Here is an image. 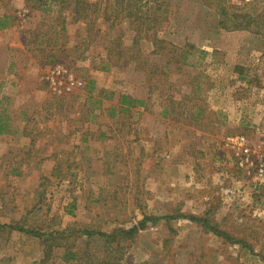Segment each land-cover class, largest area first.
I'll return each mask as SVG.
<instances>
[{
  "label": "rangeland",
  "instance_id": "374dc122",
  "mask_svg": "<svg viewBox=\"0 0 264 264\" xmlns=\"http://www.w3.org/2000/svg\"><path fill=\"white\" fill-rule=\"evenodd\" d=\"M118 1L0 0V20L10 17L0 29V117L11 130L0 135V221L110 232L145 211L159 221L124 254L100 237L69 242L99 260L110 251L116 264H264V218L230 205L239 180L264 211V182L234 163L226 140H264L228 110L238 100L249 118L251 106L261 112L252 69L264 67V40L221 29L218 14L224 5L256 16L264 0ZM157 21L158 31L137 34ZM156 35L173 47L153 53ZM122 95L146 104L120 113ZM208 211L233 242L187 219L160 220ZM0 239V264H80L61 260L63 251L45 261L47 246L22 233Z\"/></svg>",
  "mask_w": 264,
  "mask_h": 264
},
{
  "label": "trees",
  "instance_id": "16d2710c",
  "mask_svg": "<svg viewBox=\"0 0 264 264\" xmlns=\"http://www.w3.org/2000/svg\"><path fill=\"white\" fill-rule=\"evenodd\" d=\"M121 0L118 1V4H121ZM159 9H156L158 11ZM218 14L220 17L219 25L221 29L225 31H238V30H253L252 32L262 35L264 37V6L262 12L256 16L250 15L248 13H240L229 10L226 6L220 5L218 9ZM9 16L4 17L0 20V29H5L9 26L7 23L9 20ZM157 20L158 18H154ZM159 20V19H158ZM261 20V22H260ZM158 26L160 23L156 22V25L150 27H139L136 29L138 35H142L145 31L154 30V32L159 30ZM256 30V31H255ZM137 36L133 45L136 47L138 51H140L139 43L141 37ZM154 51L153 53H161L163 51H169L168 46H172L167 41L162 38H159L158 35L154 37L153 41ZM193 47V46H192ZM146 102L142 99L132 98L127 95H122L120 97V113H129L134 108L143 107ZM206 106H198L196 108L195 114L197 117L206 118ZM116 109L111 108L109 113L114 115L116 113ZM3 134H11V130L9 126L4 122V120L0 117V135ZM211 215V211L205 213L204 216H194V215H178V218H183L192 221L200 226L202 230H206L209 233L214 234L215 236L224 237L233 242L232 238L222 231L217 223H213L210 221L209 216ZM174 217L165 216L160 220H172ZM157 223L159 218H154L152 216H148L145 211H143V218L138 221L136 225L131 228H126L124 226L119 228H114L110 232H105L97 229L83 228L74 230L71 228L66 229H57V230H47L44 227L31 226L28 220L24 217H21L19 220H13L10 223H2L0 221V232L7 231L10 234L13 232L22 233L26 236L33 237L35 239L40 240L43 245H46V256L45 261H49L56 257L59 254V251H63L60 259L66 263H80V264H116L119 258H114L108 252L104 256L103 259L99 260L96 256L97 254H93L89 247L85 249H79L75 244H70L69 238L75 236L85 237L87 240L93 239L94 237H100L104 239V243L106 244V249H110L113 246L116 253H123L126 247H130L139 237V235L148 227L149 222ZM123 256V255H122ZM58 258V257H57Z\"/></svg>",
  "mask_w": 264,
  "mask_h": 264
},
{
  "label": "crops",
  "instance_id": "0c3cea01",
  "mask_svg": "<svg viewBox=\"0 0 264 264\" xmlns=\"http://www.w3.org/2000/svg\"><path fill=\"white\" fill-rule=\"evenodd\" d=\"M258 36H260V35H258ZM262 37L263 36H261L260 38L264 40V37L263 38ZM254 54L257 55L258 53L256 51H254ZM263 60H264V58H263ZM252 66H254V63L251 66H249V67H252ZM256 66L257 67H255L254 69H252V71H253L254 75L256 74V78H259V80L263 82L261 84H263L262 93H264V67L261 66V65L260 66L256 65ZM233 73H234L235 76L238 77V73H239L238 72V69L234 68ZM238 80H239V78H238ZM262 102H263V105H264V101H262ZM213 103H215V106H214L215 109H217V105H220V101H217V100L215 102H213ZM221 104H223V101H222ZM241 104H243V103H240L238 100L230 103V108L228 110L233 115L234 121H236L237 123H240L241 120H243V123L253 122V123L256 124V126H258V128H260V130H262L264 132V125L261 126V124H264V106H262L261 112L258 111L259 109H257V106H251L250 107L251 114H250V118H249L247 116L248 113L246 114V112H245V114H243L244 111H240V108L242 106ZM242 108L244 109V106ZM237 136L238 135H235V136H226L227 137L226 138L227 143L229 142L228 145H230V143H231L230 140L233 139V138H235V137H237ZM228 148H229V146H228ZM183 169H186L187 170L186 172H188V169L185 166L184 167L183 166L181 167V170H183ZM228 173L229 172H227V171L225 173L222 172V175L225 176L224 178H226L228 176ZM187 174H190V173H187ZM184 177H185V173H184ZM238 181L239 180H237L235 182L236 185H237V186L235 185V190H237V192H235L234 202H233V204H230V205H233V206H236V207H238V205H241V208H243V207L249 208L248 210L250 211V213H251L250 215H252L253 218H255V217L256 218H259V217L264 218V211L260 209L259 204H258L257 200H255L254 196H253V199L250 196V191H249L250 188H249V186H245L244 185L245 186L244 190H241V189L239 190L238 188H243V186L239 185ZM184 185L187 186V185H189V183L188 184L187 183L185 184V182H184ZM223 195L224 194H222V196ZM237 203H238V205H237ZM235 210H236V208H235ZM237 210H238V208H237ZM247 213L249 214V212H247ZM166 216H171V215L168 214ZM163 217H165V216H163ZM171 217H174V216H171ZM177 218L178 217L175 216L174 219L170 220V223L173 220L177 219ZM180 219H182V218H180ZM1 240L2 239H0V248L2 246V241ZM42 246H43V243H42Z\"/></svg>",
  "mask_w": 264,
  "mask_h": 264
},
{
  "label": "built area",
  "instance_id": "2783aa9c",
  "mask_svg": "<svg viewBox=\"0 0 264 264\" xmlns=\"http://www.w3.org/2000/svg\"><path fill=\"white\" fill-rule=\"evenodd\" d=\"M52 79L54 81L55 77H52ZM230 141L235 152L234 163L242 169L250 170L254 168L255 177L264 182V140L256 147L245 136H237Z\"/></svg>",
  "mask_w": 264,
  "mask_h": 264
}]
</instances>
